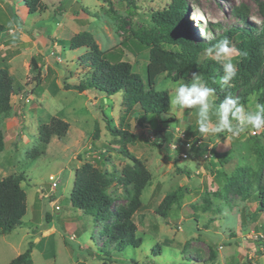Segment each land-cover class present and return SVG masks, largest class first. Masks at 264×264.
<instances>
[{
    "label": "rangeland",
    "instance_id": "obj_1",
    "mask_svg": "<svg viewBox=\"0 0 264 264\" xmlns=\"http://www.w3.org/2000/svg\"><path fill=\"white\" fill-rule=\"evenodd\" d=\"M171 2L139 0L132 9L120 0H42V10L29 14L22 0H0V24L7 32L15 31L0 36V69L8 68L24 87L12 96L11 111L0 115L5 138L0 179L23 174L27 194L24 225L8 235L0 234V264H11L30 243L33 264H264V210L259 202L264 186V133L252 136V130L246 129L239 136L202 137L194 110L171 106L165 115L143 118L137 108L127 112L121 96L108 99L95 91L80 92L74 86L92 75L91 63L84 59L86 50L55 44L89 32L102 51L120 52V59L131 63L146 83L149 50L123 43L131 30L151 27L153 15ZM188 2L187 31L198 44H207L231 28L264 25V0ZM243 8L246 25L234 14ZM239 37L231 40L235 48ZM197 60L199 64L217 62L206 50ZM231 62L237 67V51ZM218 65L216 73L223 70ZM197 75L201 73L191 72L185 78L177 71L161 75L155 88L167 91L172 99L176 83H191ZM38 80L41 86L35 91ZM215 96L218 104L216 91ZM256 102L264 104L256 94L246 104L240 101L246 109H254ZM53 118L67 122L69 131L64 137H52L46 152L32 160L40 145V126ZM97 123L100 137L94 139ZM109 125L130 132L136 140L124 142L110 133ZM159 135L164 139H158ZM124 151L142 161L151 181L134 217L142 244L120 251L104 235L114 215L98 222L73 208L70 197L76 171L90 163L113 175L108 189L116 201L112 212L126 207L125 190L115 179L133 164ZM214 151L228 157L227 163L213 157ZM237 168L242 169L240 179L229 187L228 179ZM56 181L58 188L53 193ZM174 193L181 196V202L173 204L164 218L157 211L164 198Z\"/></svg>",
    "mask_w": 264,
    "mask_h": 264
},
{
    "label": "trees",
    "instance_id": "obj_2",
    "mask_svg": "<svg viewBox=\"0 0 264 264\" xmlns=\"http://www.w3.org/2000/svg\"><path fill=\"white\" fill-rule=\"evenodd\" d=\"M129 8L136 9L139 0H120ZM29 14H36L42 10V0H22ZM189 12L188 0H172L167 9L153 15L151 27L139 31H130L125 37L123 44L131 43L138 48L149 50V62L147 65L146 83L140 75L133 70V65L120 59V52L114 50L102 51L96 43L93 35L89 32H81L68 40H60L56 43L70 50L85 49L84 59L91 63L92 75L74 89L84 91H95L107 98L121 96L126 111L137 108L140 115H165L171 108V97L167 91H157L155 86L158 77L179 72L184 78L191 72H200L208 86L214 88L218 93V104L225 95H234L238 90L244 89L237 98L242 103L248 102L249 96L256 94L260 102L264 103V25L261 28H231L217 39L211 42L195 43L188 35L185 17ZM243 24L247 22V10L238 9L234 12ZM5 26L0 24V36L6 33ZM241 34L236 44L238 52L237 76L231 81V87L221 88L219 78L218 62L209 60L199 64L198 55L208 47L215 45L222 39L231 40ZM128 45V44H127ZM41 86L37 81L35 91ZM33 89V90H34ZM24 90L23 85L10 75L8 68L0 69V115H7L12 109V96ZM146 124V123H145ZM150 124V123H148ZM110 128L108 130L114 136L120 137L124 142H134L136 137L126 130ZM69 124L59 118H53L50 123L40 126V145L33 151L32 160L43 155L52 137H64L69 131ZM100 137V127L95 125L93 138ZM158 138V137H157ZM158 139H164L159 135ZM5 150V138L0 130V153ZM133 161V164L115 177L116 183L122 186L127 196L126 207H119L113 213L115 199L108 193L112 183V174L94 168L90 163L84 164L76 171V179L71 193V204L73 208L82 211L85 215L96 221L109 220L114 215L115 221L105 230L108 244H114L116 250L124 251L133 246L140 247L142 239L137 237V225L134 222L136 213L143 204L142 196L151 181V174L141 160L124 151ZM215 157L221 163H227L224 155L214 151ZM264 159V158H263ZM262 163V160H261ZM241 168H237L235 175L228 179L229 187L234 180H239ZM26 182L23 174L9 175L0 179V234L8 235L20 226L24 225V217L27 214V194L22 184ZM229 189V188H228ZM261 209L264 210V186L259 190ZM181 196L172 194L166 196L162 201L158 213L166 218L167 211L173 204L180 203ZM50 223V215L47 214ZM33 243L25 253L14 259L11 264H33ZM160 247L154 250L160 253ZM215 256V255H214ZM138 264V263H135Z\"/></svg>",
    "mask_w": 264,
    "mask_h": 264
},
{
    "label": "clouds",
    "instance_id": "obj_3",
    "mask_svg": "<svg viewBox=\"0 0 264 264\" xmlns=\"http://www.w3.org/2000/svg\"><path fill=\"white\" fill-rule=\"evenodd\" d=\"M236 51L227 38L206 49V55L222 65L223 75L219 78L221 88H230L231 81L237 76V67L231 62ZM173 87L171 106L174 109L194 110L198 132L202 137L224 133L239 136L246 129L264 130V104L256 102L254 109L251 106L246 109L239 99L231 94L225 95L217 104L215 89L209 87L201 75L195 76L191 83H176ZM213 116L216 117L214 122Z\"/></svg>",
    "mask_w": 264,
    "mask_h": 264
},
{
    "label": "built area",
    "instance_id": "obj_4",
    "mask_svg": "<svg viewBox=\"0 0 264 264\" xmlns=\"http://www.w3.org/2000/svg\"><path fill=\"white\" fill-rule=\"evenodd\" d=\"M264 133V130H261V131H254L252 130L251 131V135L252 136H257V135H262ZM181 138H184L183 135H181ZM184 157H187V155H184ZM54 180V177H50V181H53ZM58 188V182L56 181L52 187V192L55 193L56 190ZM54 206V203L52 204ZM57 210L60 209L59 207H55Z\"/></svg>",
    "mask_w": 264,
    "mask_h": 264
},
{
    "label": "crops",
    "instance_id": "obj_5",
    "mask_svg": "<svg viewBox=\"0 0 264 264\" xmlns=\"http://www.w3.org/2000/svg\"><path fill=\"white\" fill-rule=\"evenodd\" d=\"M14 2H15V1H14ZM15 5H16V3H15ZM18 5H19V4H18ZM0 9H1V8H0ZM2 10L5 11L6 9H5L4 7H2ZM25 10H26V12H28V9H27L26 7H25ZM13 32H15L14 29H10L7 33H8V35H9V34H11V33H13ZM55 44H57V43L55 42ZM56 46H57V48L60 47L58 44H57Z\"/></svg>",
    "mask_w": 264,
    "mask_h": 264
},
{
    "label": "bare ground",
    "instance_id": "obj_6",
    "mask_svg": "<svg viewBox=\"0 0 264 264\" xmlns=\"http://www.w3.org/2000/svg\"><path fill=\"white\" fill-rule=\"evenodd\" d=\"M197 21H199V19H197Z\"/></svg>",
    "mask_w": 264,
    "mask_h": 264
}]
</instances>
